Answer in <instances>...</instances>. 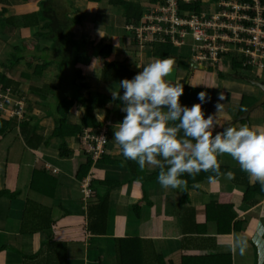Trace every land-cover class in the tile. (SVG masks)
Returning a JSON list of instances; mask_svg holds the SVG:
<instances>
[{"label":"crops","instance_id":"obj_1","mask_svg":"<svg viewBox=\"0 0 264 264\" xmlns=\"http://www.w3.org/2000/svg\"><path fill=\"white\" fill-rule=\"evenodd\" d=\"M212 1L213 0H209V2ZM222 1L223 0H216L214 3H220ZM23 3H25V5H23L24 7H22V9H24L25 6L32 5L27 2ZM4 4H7V2ZM34 7L35 8L31 11L37 9L36 6ZM79 8L80 6L78 7L75 3L74 10H78L77 12L82 14V10L79 11ZM107 9H109L108 6ZM17 10L19 11V9ZM110 10L112 11L113 8ZM110 10L104 18L102 17V13L96 14L103 18L102 25L100 23L98 27H95V30H97L96 28H101L102 35L100 37H97L94 32H92L93 34L88 32V36H86L83 30L79 31L82 33V38L86 41V52L83 54L85 57L87 53V56L84 58L87 64H80L81 67L78 66V70L82 71L86 76L89 74L91 79H97L96 74H100L102 59L99 57L97 62V59L93 60L92 58L93 50H95V48L99 49L100 47L94 48L92 46L98 44V41H101L102 45H106L107 50H111V57H113L112 54L116 51L118 53L122 52L118 54L120 55V59L116 62L126 61L128 65L139 71L141 69L137 68L136 65L142 68L145 64L154 60L144 51L145 48H139L137 51L135 43L131 41L132 37L121 34L125 31L123 19L115 14L114 11L110 12ZM31 11L29 10L27 13ZM24 12V10L19 13L15 12V14H9L8 17H5L7 13V9H5L3 17L9 18L16 14L21 15V13ZM93 24L95 25L94 22ZM86 29L87 28H85V32H87ZM116 33H119V35ZM0 37L5 43L11 40V37L6 35H0ZM3 38L5 39L3 40ZM2 41H0V57L6 49L5 43ZM117 41L118 45H115ZM189 46L191 47V45ZM186 53L188 54L186 58L188 71L178 75L175 69L177 65L174 63L173 72L168 78L172 83L182 84L184 89L189 88L188 93L181 96V104L191 107L193 104L200 103V101L197 100V93L205 91L211 97L210 102L202 104L201 106L205 115H215L214 119L217 121L220 128L232 127V125H230L232 123L221 127L220 124H222L223 115H218L214 107L217 102V94L222 93L224 95V100L220 101V103H222V112H235L234 117H238L237 111L239 110V106L234 104V95L236 93L231 94L229 92L228 88L231 86L229 81L220 80L218 78L216 80L217 73L222 72L221 69H218L217 73L211 72L214 79H212L210 75L211 79L207 80L208 73L206 65L190 64L187 62V59L193 56L190 48L187 51H183V49L180 50L181 56L186 57ZM239 61L242 66H244L243 61L241 59H239ZM93 65L99 66L93 67ZM52 72L54 74L56 73L54 65L48 66L43 71L42 78L52 80V78H54ZM236 73H239L238 77H240L244 83L248 84L247 87H242V94L240 97L246 96V101L249 100V98L258 101L261 97V93L248 82L247 79L249 77L246 79L248 71ZM199 74H203V78L200 80V85H197V81L195 80L193 82V80L198 78ZM238 77L236 78L233 76L235 79H238ZM91 79L89 80L90 85L95 83L94 81L92 82ZM180 80L183 81L178 83ZM27 82L28 81L25 83ZM50 83L52 84V89L57 84L55 82ZM96 84L98 85L97 81ZM34 85L36 86V83H34ZM235 85L236 84H233L232 86ZM97 91L103 95H111L112 91H118V86L109 87L99 83ZM82 93L83 97L87 96L85 92ZM32 98L34 100L30 101L29 110H23L24 115L41 116L39 124L35 127V132L42 136L44 141H48L55 126L53 119L49 117L52 115L48 114L51 100L48 98L47 104L44 106L36 97ZM24 103L26 104V102ZM73 110L78 112V115L80 114L83 116L85 113L84 108L76 109V107H73ZM82 116H79L78 120ZM94 116L98 122L103 123L102 129L99 132L97 131V133H106V126L110 125V121H104V110L95 111ZM22 118L23 113L22 117L13 116L10 118L8 132L0 139V191L6 190L10 193H19L17 197L11 199L5 195L0 196V264H117L115 243V238L117 237L145 239L143 242L144 257H141L137 253V248L132 250L129 247L131 250L127 251L130 254L124 260L125 264L133 260L136 261L137 259L144 263L147 262L151 264V257L156 253L162 255L184 253L186 256H192L191 258L194 260L193 264H264V248L255 244V236L250 228V220L253 219L249 216L251 211L249 208L245 209L244 206H241L242 204L238 203V205H236L237 202L242 201V197L235 195L232 198L235 210L234 208L232 209L236 216L233 215L235 216V221L238 222L235 232H232L230 235H217L215 236L214 243H212L213 240H211L209 236L211 233H214L211 218H209L206 226L203 225L205 220L204 207L210 201L215 200L220 193L217 191L212 192L211 189L215 187L216 184L219 186L222 183L227 185L229 181H231L224 178L223 175H221V177H216L214 181H207L205 179L203 182H194L196 183L194 185H199L201 188L195 189L196 186H192L187 192V199H182V192L184 189L182 190L180 187L176 189H165L160 186L158 181L147 182L144 191H141L137 186L133 188L131 183L126 184V186L116 187L111 190L109 194L106 235L99 237L90 236L87 231V199L90 195L88 197L85 196L87 192V189H85L86 186L89 185L91 179L103 181L104 178H107L109 181L116 180L120 183H126L128 182L127 179L129 176L124 170L118 171L116 168H113L114 172L112 167H94L83 184L76 183L72 176V159L76 157L79 151L85 150L80 136L88 131L74 138V141H70L71 144L69 147L73 150V155L67 159H59L55 154L58 149L59 139L53 138L47 146L41 145L38 148L27 146L24 143L19 130V122L22 121ZM67 120L73 125L78 122L72 123L70 120V112L68 113ZM112 120L113 121L110 122L112 125L122 121L120 117L119 119L112 117ZM114 120L115 123H113ZM51 122L53 126L50 125ZM234 127L239 128L240 125L234 124ZM217 130H219V128ZM254 130L260 131V128L256 127ZM110 144L112 145L108 149V153L110 157L116 159L120 154V150L114 146L113 142L110 141ZM15 147L20 148V154L19 156L17 154L16 157L17 160L10 157ZM218 159H221L220 166H224L226 172L231 171L234 176L239 175L240 172L237 171V166L239 165L231 157H220ZM136 164L140 166L138 161H136ZM142 168H144L148 174H151L154 172L155 166L145 164ZM31 184L36 185L47 195L32 191L30 189ZM203 184L204 186L207 185L210 191L208 190L207 192L203 189ZM211 184L213 185L209 186ZM29 190L36 196L32 195ZM103 192V189L98 188L99 194H103ZM212 193H216V195L213 196ZM22 194L25 196H22ZM27 198L40 202L50 210V220L55 224L53 230H51L50 238H47L44 233L34 232L32 234H22L20 232ZM186 200H188L189 203L186 202L185 204L188 203L191 208H194L193 211L196 218L183 222L182 213L185 211L182 202ZM136 205L139 207L140 212H135L134 207ZM137 207L136 209L139 211ZM186 211L188 213L189 210L186 209ZM231 215V212L228 213V211H226V216L229 217ZM189 218L192 217L189 216ZM196 219L201 220L199 221ZM235 221H232L231 225H233ZM240 223L244 224V229H238L241 226ZM145 234H148V236L144 237ZM237 237L248 240V247L243 255L240 254L235 246ZM64 244L66 245L63 249L61 246ZM256 246L259 247L258 250H255ZM252 254L257 255L259 258L256 261H252Z\"/></svg>","mask_w":264,"mask_h":264},{"label":"trees","instance_id":"obj_2","mask_svg":"<svg viewBox=\"0 0 264 264\" xmlns=\"http://www.w3.org/2000/svg\"><path fill=\"white\" fill-rule=\"evenodd\" d=\"M21 1L30 3L36 6L37 9L29 13H21V15L16 14L15 16L9 18L3 17L5 12L4 8L0 11V35L11 37V40L7 43L2 41L5 43L6 49L0 57V93L8 94L9 98L12 97L8 100V102L5 101L3 105L4 110L1 109L2 112H0V139L8 132L11 111L18 109L23 113L22 121L19 122V130L24 143L27 146L38 148L41 145L47 146L53 138L59 139L58 149L55 154L59 159H67L73 155V150L68 146V144H66V139L77 138L84 131L96 134L97 131L99 132L102 129L103 123L96 120L94 116L95 111L101 109L104 110L105 122L113 121L112 117H116L117 119L120 117V119H123L124 113L120 111V102L118 100L113 101L111 95L100 94L97 90L92 91L91 85L89 84V77L84 75L82 71L77 70L80 64H87L84 59L87 56V53L85 54V57L83 54L86 52V41L83 38L78 39L76 35L77 32L86 28L83 21V15L81 13L79 14V12H77L78 10L75 11L73 7L69 6L67 0ZM215 1L216 0H213L209 6L214 7ZM259 1L262 4L264 2L263 0ZM6 2V0H0V4H4ZM163 2L164 0H106L105 10L107 6L116 10L117 15L123 19L124 32H126V35H129V37H132L131 32L128 31L127 28L140 26L143 22L145 12H147L148 9L161 6ZM207 2L208 1L201 0L187 5L181 3L180 7L181 9L187 11H199L200 4H209ZM242 2L252 4V0H242ZM87 3L100 6L102 0H87ZM105 10H99L103 13L104 17L107 14V12L105 13ZM176 39L180 41L178 36ZM99 42L101 43V41L97 42L99 45L96 44L95 46H92L94 48L100 46L99 49L95 48V50H93L94 52L92 55L93 60L97 59V62L99 57L102 59L100 74H96L98 85L99 83H102L109 87H115V85L118 86L122 79H131L139 71L138 69L128 65L126 61L116 62L114 60H110L111 50H107L106 45L104 46ZM135 46L138 51L139 47L137 45ZM188 47L191 48L186 42L177 46L172 40H170V38L167 37L165 42L156 41L146 45L144 47V51L147 52L153 59H163L165 57L173 58L175 60V64L177 65L175 69L179 75L180 73L188 71V63H186L188 54H185L186 57H183L180 54L181 49H183V51H187L189 50ZM220 58L222 59L220 65H222L226 60L229 61V66L231 65L229 67V71H232V73L234 71L233 76L236 78L239 76L236 72L250 71V67L242 66L241 62L237 60V55L234 50H230L226 54L220 55ZM50 65H54L56 69L54 78H52V80L42 78L43 71ZM19 67L22 69L18 72ZM206 70L213 72L210 67H207V65ZM222 73L223 72L217 73L216 79L218 78L221 80L226 76ZM66 77L68 80L69 77L71 78L69 81L71 83L69 84V89L73 90L71 94L65 95L61 93L59 91L61 89L60 83L59 85L56 84L52 89V84L50 82H62L66 79ZM238 79L242 80L240 77H238ZM26 81L28 82L25 83ZM34 83H36V86ZM188 89H184L182 96L188 93ZM82 92H85L87 96L83 97ZM28 96L36 97V99L40 100L39 102L44 106L47 104L48 98L51 100L48 114L52 116H47L53 119L55 126L48 141H44L43 137L35 132V127L39 124L41 116L24 115L23 110L28 111V108L30 107L29 105L31 104L27 100ZM255 101L256 99L253 98H249V100L246 101V96L240 97L238 101V116H240L248 107L253 105ZM24 102L27 103L25 108ZM18 103L22 104L21 109L17 107ZM73 107H76V109L84 108L85 110V113L75 125L70 124L67 120L68 113L73 109ZM255 115L256 114L252 112L249 114L247 121H241L243 126L250 127L249 118ZM110 122V125L106 126V142L104 143L103 151L99 155V158L94 159L93 154H88L86 151L81 150L77 153L76 157H73L72 159V176L76 183L83 184L86 177L94 167H113L118 171L124 170L129 176L127 179L128 182L126 183H120L116 180L109 181L107 178H104L103 181L91 179L88 185L90 197L87 199V231L92 237L106 235L109 211L108 202L111 190L131 183L133 188L137 186L141 191H144L145 184L147 182L157 181L156 177L159 172V169L155 166L154 172L148 174L144 168L136 164V161L125 159L122 156L121 151L116 159L110 157L108 153V149L112 145L110 144V141L113 142L114 146L120 150L119 146L112 140L113 130L115 129L114 125ZM113 123H115V120ZM220 157L227 158L230 156L224 154L218 158ZM218 160L221 162V159ZM220 171L221 173L226 172L224 166H220ZM237 171L240 172L239 175H233L234 178L231 179L227 186L224 187L227 188L226 191L223 193L220 192L219 196L215 200L210 201L204 207L205 220L202 219L204 220L203 225L206 226L209 218H211V222L214 227V233L209 235L211 240H213L212 243H214L215 236L230 235L232 232L237 230L238 222L234 219L236 214L232 209L234 208L235 210V206L232 202V198L235 196L232 195V191L234 189L244 190L241 206H244L245 209L254 206L264 199V191L261 190L260 184L250 178L247 173L240 169V167H238ZM210 175L214 176L211 172L201 171L199 174L191 176L194 179L191 181L188 174H184L182 179L186 181V184L183 186L184 190L182 192V199H187V192L190 188H192L194 182H203L205 179L208 181V177ZM214 179L212 181H214ZM212 185L213 184H211V186ZM98 188L103 189V194L98 193ZM30 189L39 194L44 193L43 190L34 184H31ZM18 194V192L10 193L6 190L0 191V196L5 195L10 199L17 197ZM31 194L35 195L32 192ZM45 194L46 193H44V195ZM186 202L189 203L188 200L182 202V206L185 211L182 213L183 222L189 219L194 220V218H196L193 211L194 208H191L188 203L185 204ZM136 207L137 205L134 207L135 212H140L139 207H137L139 211H137ZM186 209L189 210L188 213ZM226 211H228V213L231 212L232 215L229 217L226 216ZM189 216L192 218H189ZM196 220L200 221L201 219ZM232 221H235L233 225H231ZM54 225L55 224L50 220L49 209H47L40 202L30 198L26 199L22 227L20 231L22 234L39 232L44 233L47 238H50L51 230H53ZM240 225L241 226L238 229H244V224L240 223ZM144 240L145 239L141 238H115L117 264H125L124 260L130 254L127 251L131 249L133 250L137 248V253L141 257H144ZM65 245L66 244L61 246V248L64 249ZM258 248L259 247L256 246L255 250H258ZM191 257L192 256L190 255H184V253H171L169 255L156 253L151 257V264H193L194 260H192ZM252 257V261H256L259 258L255 254H252ZM139 261L140 260L137 259L136 261L133 260L127 264H148L147 262L144 263Z\"/></svg>","mask_w":264,"mask_h":264},{"label":"clouds","instance_id":"obj_3","mask_svg":"<svg viewBox=\"0 0 264 264\" xmlns=\"http://www.w3.org/2000/svg\"><path fill=\"white\" fill-rule=\"evenodd\" d=\"M174 63L173 58L165 57L142 68L136 65L141 70L131 79H122L119 91L111 92L124 113L122 121L114 125L112 139L122 156L138 161L141 167L156 166L160 186L176 189L186 184L184 174L194 176L201 171L214 174L208 177L210 181L221 175L233 179L231 171H220L218 157L227 154L264 191V131L248 126L220 128L215 115L202 111V104L211 101L205 91L197 93L200 103L182 105L183 85L168 79ZM223 100L224 95L218 93L216 113ZM254 242L264 248V224L258 225ZM235 246L243 255L248 240L237 237Z\"/></svg>","mask_w":264,"mask_h":264},{"label":"built area","instance_id":"obj_4","mask_svg":"<svg viewBox=\"0 0 264 264\" xmlns=\"http://www.w3.org/2000/svg\"><path fill=\"white\" fill-rule=\"evenodd\" d=\"M201 0H164L158 7L148 9L145 12L143 22L138 27H128L131 32V41L139 48H144L152 42H165L170 38L175 45H182L187 37L192 39V45L198 53L194 60L205 64V62L217 63L222 61L220 55L234 50L243 61L244 66L264 69V2L252 0V4L243 3L242 0H223L215 3L220 7L216 13L209 0L199 11L181 10L180 4H190ZM264 1V0H263ZM235 17L242 18L235 26ZM234 28H238L236 38L231 40ZM228 30L230 35L225 33ZM180 39L178 41L176 37ZM229 39V41H225ZM225 41V42H224ZM229 42V43H226ZM221 63V62H220ZM0 95V109L4 110L5 101L10 99L8 94ZM17 107L21 109L22 104ZM10 115L21 116L18 109L11 111ZM98 134V135H97ZM93 134L85 132L80 137L82 145L88 154H93L94 159L99 158L102 153L105 133ZM85 196L90 195L88 186ZM85 191V190H84Z\"/></svg>","mask_w":264,"mask_h":264},{"label":"rangeland","instance_id":"obj_5","mask_svg":"<svg viewBox=\"0 0 264 264\" xmlns=\"http://www.w3.org/2000/svg\"><path fill=\"white\" fill-rule=\"evenodd\" d=\"M7 1V4H0V11H1V9H7V13L5 14V17H8V15L9 14H15V12L16 13H19V12H23V10L25 11V12H28L29 10L31 11V10H33L35 7L34 6H25V8L24 9H22V7H24L23 5H25V3H23V2H21L20 0H6ZM133 1H138V0H133ZM105 2H106V0H102V3H101V5L100 6H96V5H92V4H88L87 3V0H67V3H69V6H71V7H75V3H76V5H78V7L80 6V8H79V11L80 10H82V15H83V21H84V24H85V27L87 28L86 30H87V32H85V29H83V33L86 35V36H88V32L89 33H91V34H93L92 32H94L96 35H97V37H100L101 35H102V33H101V28H96L97 30H95V27H98V24H100L101 23V25H102V21H103V18H104V15H103V13H102V17H99L98 15H96V14H98V13H101L99 10H105ZM74 4V5H73ZM200 7L201 8H203L204 7V4L202 3V4H200ZM109 9H107L106 8V10H105V13L106 12H108L110 9H111V7H108ZM17 9H19V11L17 10ZM182 10V9H181ZM214 10H215V12L216 13H218V12H220L221 10H220V7L219 6H214ZM115 12V14H117V12H116V10H110V12ZM240 19H242V18H238V17H235V26H240V24H243V22H241V23H239V22H237L238 20H240ZM93 22L95 23V25L93 24ZM101 25H100V27H101ZM95 30V31H94ZM239 30H238V28H234V32L232 33V38H231V40H234L236 37V35H237V32H238ZM225 33H227L228 35H230V33L228 32V30H225ZM117 35H119V33H116ZM122 35H126V33L125 32H123V33H121ZM76 35H77V38L78 39H81L82 38V33L81 32H77L76 33ZM5 38H3V40H4ZM0 41H2V38L0 37ZM225 41H229V39L227 38V40H225ZM224 41V42H225ZM188 45H192L193 43H191L192 42V39L190 38V37H187V39H186V41H185ZM226 43H229V42H226ZM115 45H118V41L117 42H115ZM190 50L192 51V55L193 56H191V58H190V61H189V59L187 60V62H189L190 64H195V65H200V63L201 62H197L196 60H194V58H195V56L194 55H196L197 53H198V51H196V49L193 47V46H191V48H190ZM119 53H122V52H119ZM117 51L116 52H114L113 54H112V56L113 57H111V59L110 60H114V61H118L119 59H120V55H118L119 54ZM237 55V60L239 61V59H240V57H239V55L238 54H236ZM237 61V62H238ZM220 62L221 61H219V62H217V63H211V62H205V64H201V65H207V67H210L211 69H212V71L214 72V73H216L217 71H218V69H221V71L223 72V74H225L226 76L223 78V80H225V81H229V83H230V87L228 88V90H229V92L232 94V93H236L235 95H234V104L235 105H238V100H239V98H240V95L242 94V87L243 86H246L247 87V83H244L242 80H240V79H235V78H233V75H234V71H233V73H232V71H229L230 69H229V67L231 66H229V61H224V63L222 64V65H220ZM83 65V64H82ZM98 67L99 65H93V67ZM223 67V68H222ZM224 67H226V68H224ZM22 68L21 67H19V70H18V72L21 70ZM78 70V69H77ZM80 71V70H79ZM207 73H208V77H207V80H210L211 78L212 79H214V76H212V73L211 72H209L208 70H207ZM52 74L54 75V73L52 72ZM84 74V73H83ZM239 74V73H238ZM248 75L246 76V79H247V77H249L247 80L248 81H258L259 83H263L264 84V69L263 70H260L259 68H256V67H250V71H248V73H247ZM85 75V74H84ZM88 75V77H89V80L91 79L90 78V75L89 74H87ZM212 77H211V76ZM227 75H230V76H227ZM211 77V78H210ZM203 78V74H199V76H198V78H195L194 80H193V82L196 80L197 81V85H200V83H201V79ZM70 77H69V80H68V78L66 77V79H64L62 82H59V81H57L56 83H57V85L60 83L61 84V89L59 90L61 93H63V94H65V95H69V94H71L72 93V89H69V84H71L69 81H70ZM92 80V82L94 81L95 83H93V84H91V90L92 91H95V90H97V84H96V81H97V79H91ZM217 80V79H216ZM215 80V81H216ZM183 80H180L178 83H180V82H182ZM192 82V83H193ZM216 83H217V81H216ZM233 84H236L235 86H232ZM192 85V84H191ZM255 87V86H254ZM256 88V87H255ZM86 94V93H85ZM0 95H2V96H4L2 93H0ZM181 98V97H180ZM27 100L30 102V101H32V100H34L31 96H28V98H27ZM255 102H257V101H255ZM254 102V103H255ZM253 103V104H254ZM27 104V103H26ZM26 104H24V108L26 107ZM183 105V104H182ZM252 106V105H251ZM249 108V107H248ZM247 108V109H248ZM263 109H264V104L263 105H261V106H259V107H257V108H255L252 112L253 113H255L256 115L255 116H251L250 118H249V122H250V128H252L253 130H254V128H256V127H259L260 128V131H264V115H263ZM202 111H203V109H202ZM0 112H2V110L0 109ZM251 112V113H252ZM234 114H235V112L234 113H224V112H222V109L218 112V115H220V116H222L223 115V119H222V124H220L221 125V127H223V126H225V125H227V124H230V123H232V124H230V125H232L233 127H234V124H236V125H240V127L241 126H243V123L241 122V121H237V119L239 118V116L238 117H234ZM79 116H82V115H78V112H76V111H74L73 109L70 111V120L72 121V123H75V122H77L78 121V117ZM21 117H22V115H21ZM10 118H12V116L10 117ZM228 122V123H227ZM234 122V123H233ZM50 125H52V122H51V124ZM53 126V125H52ZM261 126V127H260ZM74 141V139L73 138H69V139H66V144H68V146L71 144V142L70 141ZM84 147V146H83ZM15 150H14V152H12L11 154H10V157L13 159H15V160H17V154H18V156H19V149L20 148H18V147H15L14 148ZM85 151V150H84ZM237 167H239V166H237ZM112 170L114 171V169H113V167H112ZM115 172V171H114ZM114 175H115V173H114ZM188 177H189V179L191 180V181H193L194 179L191 177V176H189L188 175ZM194 184H196V183H194ZM218 184H220V183H218ZM192 186H196L195 187V189H198V188H201L199 185H192ZM203 186V189H205L207 192H208V190L210 191V189L207 187V185L206 186H204V184L202 185ZM209 186H211V185H209ZM225 186H227L226 184H221L220 186L219 185H215V187H213L212 189H211V191L212 192H221V193H223V192H225L226 191V189L227 188H224ZM182 190L184 189V187L182 186V187H180ZM241 189V188H240ZM230 190V189H229ZM228 190V191H229ZM243 194H244V190H238V189H234L233 191H232V195H236V196H240V197H243ZM212 195L214 196V195H216V193H212ZM20 196V195H19ZM22 196H25L24 194H22ZM17 199H20V198H17ZM264 200V199H263ZM263 200L261 201V202H259V203H257V204H255L254 206H252V207H250L249 209H250V217L251 218H253V219H251L250 220V228H251V230L253 231V233H254V236H255V233H256V229H257V227H258V225H260V224H264V202H263ZM238 203L239 204H242V201H239V202H237V204L236 205H238ZM259 218V219H258ZM258 219V220H257ZM148 236V234H145L144 235V237H147ZM191 251V250H190ZM189 251V252H190Z\"/></svg>","mask_w":264,"mask_h":264},{"label":"water","instance_id":"obj_6","mask_svg":"<svg viewBox=\"0 0 264 264\" xmlns=\"http://www.w3.org/2000/svg\"><path fill=\"white\" fill-rule=\"evenodd\" d=\"M252 86H255L259 92L261 93L260 99L255 102L252 106H250L248 109H246L240 117L237 119V121H247V118L249 114L257 107L264 104V84L259 83L258 81H248Z\"/></svg>","mask_w":264,"mask_h":264}]
</instances>
